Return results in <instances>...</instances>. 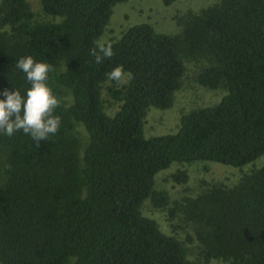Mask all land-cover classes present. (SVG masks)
<instances>
[{"label": "trees", "instance_id": "1", "mask_svg": "<svg viewBox=\"0 0 264 264\" xmlns=\"http://www.w3.org/2000/svg\"><path fill=\"white\" fill-rule=\"evenodd\" d=\"M127 1L0 2V89L30 87L18 57L49 63L61 121L39 144L0 135V264H264V0H219L181 16L178 34L139 24L100 43ZM98 44L113 52L99 64ZM116 65L120 82L106 76ZM191 79L220 102L145 137L150 109L172 108ZM196 163L242 171L173 199L158 187Z\"/></svg>", "mask_w": 264, "mask_h": 264}, {"label": "rangeland", "instance_id": "2", "mask_svg": "<svg viewBox=\"0 0 264 264\" xmlns=\"http://www.w3.org/2000/svg\"><path fill=\"white\" fill-rule=\"evenodd\" d=\"M28 1L34 9H38L40 0ZM218 1L176 0L172 5L165 6L162 0H128L127 2L118 4L114 8L107 31L102 36L100 43L118 40L121 33L139 24L150 25L155 32L162 35L178 34L181 31L179 23L181 16L190 11L194 13L199 12L216 4ZM222 95L224 94L221 92L206 90L193 82L192 79L189 80L176 94L172 108L167 110L150 109L144 128L145 137L150 138L176 133L180 118L184 113L196 108L214 106L220 102L223 97ZM246 168L248 166L244 167V169ZM178 171L187 172L189 180L186 184L178 183L174 180L173 175ZM241 171L242 169L217 163H196L185 167L176 165L160 173L157 182L158 187L167 190L173 196V199L184 194H189L190 189L196 188L201 180L229 184L239 177L238 173ZM150 206L146 208L145 214L156 219L163 231L170 233L171 230L164 213L154 210Z\"/></svg>", "mask_w": 264, "mask_h": 264}, {"label": "clouds", "instance_id": "3", "mask_svg": "<svg viewBox=\"0 0 264 264\" xmlns=\"http://www.w3.org/2000/svg\"><path fill=\"white\" fill-rule=\"evenodd\" d=\"M93 54L99 64L113 52L110 46L98 44ZM14 63L30 87L23 94L14 87L0 89V135L11 137L22 131L39 144L56 134L61 123L59 115L55 114L60 101L48 84L52 66L35 60L31 55L20 56ZM124 72L122 65H116L106 76L120 82Z\"/></svg>", "mask_w": 264, "mask_h": 264}]
</instances>
